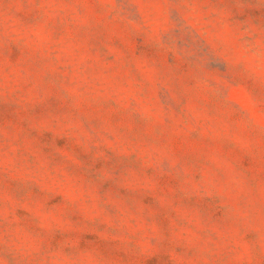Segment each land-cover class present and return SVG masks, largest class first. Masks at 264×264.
<instances>
[{"label": "rangeland", "instance_id": "1", "mask_svg": "<svg viewBox=\"0 0 264 264\" xmlns=\"http://www.w3.org/2000/svg\"><path fill=\"white\" fill-rule=\"evenodd\" d=\"M0 264H264V0H0Z\"/></svg>", "mask_w": 264, "mask_h": 264}]
</instances>
